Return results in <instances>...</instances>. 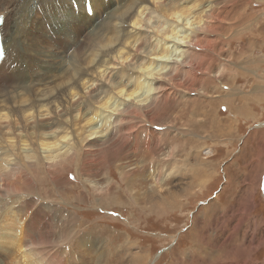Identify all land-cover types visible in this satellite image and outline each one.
Returning <instances> with one entry per match:
<instances>
[{"label":"rangeland","instance_id":"obj_1","mask_svg":"<svg viewBox=\"0 0 264 264\" xmlns=\"http://www.w3.org/2000/svg\"><path fill=\"white\" fill-rule=\"evenodd\" d=\"M63 9L67 17H77ZM98 10L99 5L93 8ZM222 13L219 34L208 36L209 43L204 38L203 48L185 51L203 68L210 65V78L196 76L176 86L175 96L169 90L153 122L126 120L132 134L116 157L83 150L69 166L51 168L39 158L25 160L0 136V163L5 164V150L23 162L18 189H0V211L14 210L27 221L26 261L35 264L51 255L54 249L46 243L55 242L61 248L70 245V254L74 250V255L58 256L70 264H264V0H229ZM34 16L44 28L37 11ZM36 58L53 63L37 52ZM39 67L45 80L54 69L46 62ZM83 127L82 143L89 137V126ZM88 139L94 146L98 142ZM160 168L171 173L164 186L181 181L185 188L178 189L179 195L170 189L163 208H149L159 192L155 175ZM68 214L75 217L70 234L78 233L61 243L59 236L67 231L61 221ZM1 220L7 224L9 234L2 233L7 245L17 223ZM81 232L90 234L96 247L79 241ZM43 238L50 242L41 243ZM29 241L39 242V250Z\"/></svg>","mask_w":264,"mask_h":264},{"label":"clouds","instance_id":"obj_2","mask_svg":"<svg viewBox=\"0 0 264 264\" xmlns=\"http://www.w3.org/2000/svg\"><path fill=\"white\" fill-rule=\"evenodd\" d=\"M219 8L215 0H117L79 38L78 45L69 48L64 71L48 86L46 100L58 89L66 91L60 100L42 105L40 112L60 114L62 123L40 140L25 138L22 128L32 122L33 112L29 109L18 117L13 110L29 105L31 98L18 93L10 102L0 101L3 144L29 162L39 158L51 168L70 164L81 147L80 124L92 125L94 134L104 136L108 116L138 115L149 108L162 88L151 82L172 83L173 66L186 63L179 46L199 43L196 33L214 32ZM145 36L151 43L145 44ZM73 57L75 64L65 63ZM118 70L131 73V78L114 79ZM100 85L104 88L97 91ZM84 97L92 106L88 116L80 111L68 115L73 102Z\"/></svg>","mask_w":264,"mask_h":264},{"label":"bare ground","instance_id":"obj_3","mask_svg":"<svg viewBox=\"0 0 264 264\" xmlns=\"http://www.w3.org/2000/svg\"><path fill=\"white\" fill-rule=\"evenodd\" d=\"M228 1L229 0H215V2L220 5L219 19L215 26L216 30L212 33L194 34V39L199 41V43L192 45V47L199 46L201 49L203 48V46H205L200 44L202 43L201 41L204 38H205L204 42L209 43L210 39H206L208 36H212V35L214 36L215 34H219L217 32V29L219 25L225 20L224 13H222V11H224V9H226V7L228 6ZM232 1L236 2V0H232ZM65 2H68V0H0V17H1L0 31L2 35V43L4 48V56L2 61L0 62V101H8L10 98L16 96L18 93L21 92L24 95L29 96L31 98V103L29 105H23L20 108L13 110L18 117L22 112L27 111L29 109H31L33 112L32 122L30 124L24 125L22 128V130L26 134V138H28V136L30 135L40 140L43 138L44 134L48 132L51 128L55 126H59L62 123L63 116H61L60 114L45 115L44 113L40 112V108L42 105L49 104L51 99L60 100L61 97L64 95L66 89H58L56 90V95L54 97H49L47 100L45 99V97L48 96V92H49L48 86L55 82L54 77H57L62 71H64V67H65L64 60L69 48L78 45L79 38L85 32H87L90 26H92L88 22H83L79 17H74V16L67 17L66 16L67 11L64 10L62 7V5ZM91 2L93 8H94V4L99 5L97 0H91ZM134 2H136V0H134ZM36 11L38 12V16L42 20V22L46 24L44 28L34 16ZM62 19H66L68 21L70 25L67 28L72 30L74 34H66L64 38H60L61 35H59V37L57 35L56 36L54 35V31L60 26L57 23V21ZM84 24L86 26L85 30H83ZM28 27H31V29ZM47 35L49 36V38L45 37ZM144 39H145V44L151 43V41L148 40L147 36H145ZM227 39H229V37H227ZM43 41L45 42V45L42 44ZM62 42H64L63 46H62ZM55 43L59 45V47H57L58 50L57 49L55 50L54 47ZM179 47L182 50L186 63L173 66V71L175 72V75L172 77L171 84H167L165 82H151L158 86L162 85L161 91L156 94L154 103L149 108L140 112L138 115L130 114L124 117L108 116L107 117L108 123L104 124V130L106 132L104 136L94 134V127L92 125H87L89 126L87 128L89 130L87 134V136H89L88 138L97 137L98 142L94 146L93 142L87 138L86 141L82 143L83 140L81 139V137H79L81 147L78 150V154H80L84 150L85 151L84 154L85 155L89 154V156L90 153H93V155H97L96 153H98L99 155H108V156L111 155L112 157L113 156L116 157L117 151L119 148L121 149L123 147V143L125 142L126 140L125 138L127 137V135L130 136L132 134V132L130 131L131 129L129 130V125H126V120L132 121V119L134 118H143V120L147 122H153L154 116H157L158 110L162 109L163 105L167 103L166 98L169 90H173V95L175 96L176 86L178 85L182 86L186 83H191L192 81H194V79H196V76H199V78L205 77L206 80L210 78L211 75L210 65H207L205 68H203L202 67L203 65L201 66L198 60H196L197 57H195V55L193 57L186 55L185 51L188 46H179ZM203 50L205 51V49ZM59 51H61L62 56L58 54ZM36 52L39 53L40 57L47 56L49 59H52L53 63H48V61H43L40 58H36ZM28 54L29 56H27ZM198 54H200V52ZM31 58L34 59L35 61L34 60L32 61ZM67 61H69L70 65L76 63L75 57H73V59L71 60H66L65 63H67ZM45 62L47 63L48 68H52V67L54 68L50 72V74H44L46 80L42 78L39 67ZM164 63H170V62H164ZM180 68L181 69L184 68V70L181 72ZM178 70L180 72H178ZM41 71H44V69H41ZM187 74L188 77H186ZM123 75L127 79V78H131L132 74L127 73L124 70H118L114 73L113 78L118 79ZM220 75H221L220 73L219 74L215 73L214 77L216 76L217 78H219ZM24 78H26V80ZM144 86L148 87L149 84H145ZM103 88L104 86L100 85L97 91L102 90ZM200 91H202L203 93V89ZM61 102L63 103V101ZM91 110H92V106L89 103V99L87 97H84V98H80L77 102H73V105L72 107L69 108L67 114L71 115L72 112L74 111H80L83 116L87 117ZM99 119L104 120L105 117L101 116ZM135 123L138 124L137 122ZM136 127H138V125ZM0 131H2V129H0ZM0 136H2V132H0ZM4 155H5V164L0 163L2 164L0 165V189L8 190V186H12L16 190L18 189V187L16 186V182H20V178H22L19 170L21 166L23 167L22 164L23 162L20 163L19 160L20 158L18 159V157H16L15 155L14 157H12L11 153H7L6 150L4 151ZM9 157L11 158L9 159ZM74 158L70 164L74 163ZM70 164H66L65 166H69ZM120 166L122 167V165ZM191 169H193V167H191ZM158 173H159L158 175H155V184L158 185L159 192L155 200L150 201L149 208H153V207L154 208L158 207V209L163 208V206L160 205H163L162 201L163 199L168 197L170 193V189H172L173 191L172 194L176 192L177 195H179L178 189L184 190L183 189L184 182L181 181L172 184V187L164 186L165 181L170 177L171 173H166V171L163 170L162 168L158 169ZM179 184H182V186H180ZM263 192H264V181H263ZM157 199L160 202L156 201ZM8 218H11V220L13 219L8 224L11 223V225L13 226L14 223H17L15 224V226L16 225L17 226L16 228L15 226H13L15 230V235L14 233L10 232V234L12 233L14 237L12 236L13 237L12 239L11 237L10 238L8 237L9 239H11V242L8 243L7 245H3V242L6 237H4L5 235H2V233L7 232L6 231L7 224L6 227L3 226L5 225L4 224L5 222H3V225L0 224L1 225L0 226V234H1L0 264H23V261H26V256L28 257V255L25 252L26 249L24 244L25 240L27 239L25 234L28 228L26 224L27 221L25 220V218L20 216L19 213L17 214V212L14 210L0 211V223L2 221L1 219L7 220ZM74 219L75 217L73 216V214L71 215L68 214L66 218L61 221V225H63L64 228L66 227L65 229H67V231H62L61 235L59 236L60 238H62V241H64L61 243H66L67 242L66 238H68L70 235H71V240L75 238V236L77 235L78 232L76 231L70 234V232H72L73 224L75 223ZM6 222H8V220ZM10 227L8 225V228ZM78 238L79 241L81 240V242H83V244L87 245L88 243L89 246L93 245L94 247H96L97 245L91 242L93 238L90 234H85L81 232ZM45 242H50V241H47V239L43 238L41 243H45ZM28 244L30 246H35V249L39 250V247H37L40 244L39 242L36 243L35 241H29ZM46 244L52 247L54 249V252L49 256H46V254H44L42 260L34 261L35 264H70V261H62L58 259V256H65L66 253L70 254V252L68 251L70 245L65 244L64 246L67 248L64 247L61 248L60 245L56 244L55 242L46 243ZM2 250H7V254L2 256L1 254L5 253V252L2 253ZM96 253L99 259L102 258L104 254V248L102 245L99 251ZM18 257L19 259H17ZM32 263H33V259L32 261H27V264H32Z\"/></svg>","mask_w":264,"mask_h":264},{"label":"trees","instance_id":"obj_4","mask_svg":"<svg viewBox=\"0 0 264 264\" xmlns=\"http://www.w3.org/2000/svg\"><path fill=\"white\" fill-rule=\"evenodd\" d=\"M71 12V11H70ZM71 13H73V12H71Z\"/></svg>","mask_w":264,"mask_h":264}]
</instances>
